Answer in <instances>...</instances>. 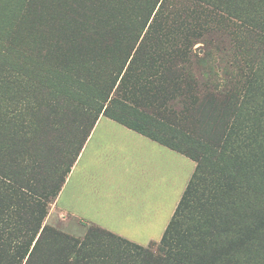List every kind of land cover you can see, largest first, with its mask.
<instances>
[{"label": "trees", "instance_id": "obj_1", "mask_svg": "<svg viewBox=\"0 0 264 264\" xmlns=\"http://www.w3.org/2000/svg\"><path fill=\"white\" fill-rule=\"evenodd\" d=\"M23 1L24 11L29 10L30 14L32 0ZM58 1L56 5L69 2ZM74 1L76 0L72 2ZM104 7L103 15H108L106 11L108 7H115L114 2L111 0ZM238 7L240 12L234 17L240 18L242 24L256 31V43L253 45L260 52L257 69L249 66L253 65V61L248 59L246 52L241 57L232 56V61L225 68L228 73L217 82L213 77L200 82L191 76L188 69L180 67L181 73L189 75L188 82L194 89L204 87L203 82L205 87L212 88L210 100L205 102L203 108L208 120L204 129L200 128L194 135L179 132V142L168 143L161 136L156 137L147 132L149 127L159 123L153 124L152 120L144 118L143 125H132L111 117V120L196 163L192 178L160 243L156 244L155 251L152 249L155 244L146 248L94 225L100 232L99 238L113 244V252L109 253L111 259L100 261L95 256V247L78 244L68 237L62 239L60 235L59 244L54 242L55 247L52 248L49 260L37 257L45 235L51 232L47 225L43 226L48 204L55 202L59 196L101 115H106L117 105L125 106L114 96V89L115 92L119 90L116 84L122 75L124 64L118 67L117 63H110L106 65V69L99 70L96 65L97 57L90 53L83 54L82 49L76 47H71V52L76 53L80 61L70 58L67 63L56 67L49 64L51 51L45 53L37 50L36 61L28 66L25 63V60L30 59L28 53L17 54L20 61L16 72H13L18 78L10 80L8 86L18 90L9 93V97L5 93L6 97L0 96V140H9L14 135L19 141L38 142L42 126L47 123L52 127L49 131L53 136L54 130L60 131L61 125H54L50 119L61 115V108L68 104L67 100L73 108L77 104L74 102L76 100L90 102L92 99L90 105H96V108L91 122L81 127V136L76 132L73 135L75 141L72 144L77 145L76 156L55 192L42 190L41 182L35 178L36 171L42 166L35 164L30 167L25 156L17 154V149L11 148V145H0V264H22L26 256H29L26 264H264V0L241 1ZM47 9L48 5L45 9L38 10L41 16H34L32 30L47 27L49 22L43 20L47 13H54L50 18L60 13L51 26L53 33H56L55 45L52 44L53 41L48 45L57 50L55 58L57 53L65 57V49H69L59 41L64 40L74 45L76 39L84 33L86 35L83 41L89 39L90 32L85 30V20L78 22L80 7L76 6L70 13L62 12V8L46 11ZM100 22L107 24L106 20ZM1 48H4L2 57L7 63V68H2L12 71L10 60L13 51L6 42ZM160 53L161 51L156 55V60H161ZM207 55L211 57L212 51L209 50ZM56 61L60 62L61 58ZM198 64L197 60L195 66ZM85 66L88 73L90 70H99V76L92 78V72L89 73L91 81L80 78L79 72ZM29 72L35 77L32 78ZM25 77L31 78L27 84L21 82ZM56 77L59 78L57 83L54 79ZM160 78L166 81L165 76L161 75ZM203 78L204 75L202 80ZM34 79H39L41 87ZM1 87L3 85L0 86V91ZM39 91L45 92L47 99L40 100L36 96ZM169 97L174 98V94L171 93ZM180 98L185 100L184 96ZM190 99L193 100L194 97ZM60 101L67 103L59 105ZM70 104L67 106L70 107ZM42 105L49 106L46 109L50 111L46 122L40 117ZM155 106L154 104L149 108L151 113L159 111ZM43 137L44 135L40 139ZM10 150L15 156L8 155ZM38 151L42 152L43 149ZM5 234L10 235V239L5 238ZM12 235H15V241L11 239ZM61 243L66 244V247L62 248ZM13 248H16L18 256L11 255V258L16 257V260L6 257Z\"/></svg>", "mask_w": 264, "mask_h": 264}, {"label": "rangeland", "instance_id": "obj_2", "mask_svg": "<svg viewBox=\"0 0 264 264\" xmlns=\"http://www.w3.org/2000/svg\"><path fill=\"white\" fill-rule=\"evenodd\" d=\"M42 1L43 5L41 6ZM57 1L32 0L29 14V10L24 11L23 0H0V79L3 82L0 83V86L3 85L0 96H5V93L9 97V93L18 90L14 87L10 89L11 86H8L10 80H13L14 77L18 78L13 72H16L20 61L18 53H28L30 59L25 60L26 66H28L36 61L37 50H43L45 53L51 51L49 54L52 57L49 59V64L56 67L61 63H67L70 58H76L75 61L79 62L80 59L76 53L71 52V47L81 48L83 54L90 53L93 57H97L96 65L99 70L106 69V65L110 63H117L118 67L124 64L122 75L116 84V88L119 86V90L115 92L114 89V96L125 106L117 105L101 117L108 119L115 117L132 125H143L142 119L144 118L148 121L152 120L153 124L161 125H152L153 127L148 128V133L156 137L161 136L168 143L171 141L177 143L181 138L179 132L194 135L199 132L200 128L206 127L205 122L208 120L205 118L203 108L205 102L210 100L212 92V88L205 87L204 82L202 83L204 87L194 89L188 82L189 75L181 73L180 67L188 69L191 76L200 82L212 77L215 82L225 78V74L228 73L225 72V68L228 67L227 63L232 61V56L241 57L244 52L247 53L248 59L253 61V65L249 66L252 69L258 67L260 52L253 45L256 43V31L250 26L242 24L240 18L234 17L240 12L238 3L241 1L252 2L253 0H112L115 7H108L106 11L108 15H103V9L104 5H107L111 0H76L74 1L76 4L72 2L73 0H69L68 3L60 2L63 6L56 5ZM47 5L49 10L46 11L62 8V12L68 13L76 6L80 7L78 22L85 20V30L90 32L87 41H83L86 35L84 33L76 39L74 45L64 40L59 41L69 48L65 49V57L59 56L57 53L55 58L57 50L48 46L52 41V44L55 45L56 33H53L54 30L51 29V26L53 20L60 16V13H57L53 18L50 17L54 13H47L46 18L43 19L49 22L47 27H42L43 29L38 27L35 31L32 30L34 16L40 18L38 10L45 9ZM102 20H106L107 24L100 22ZM4 42L13 51L10 60L12 71L2 68L7 64L6 59L2 57L4 48L1 47ZM209 50L212 51L211 57L207 55ZM160 51L161 60H156V55ZM101 52L104 53L101 54ZM57 58H61V61L57 62ZM197 60L200 64L195 66ZM27 70L29 71V69ZM99 70L89 71L90 74L93 72L92 78L99 76ZM246 70L249 72V69ZM210 72L213 74L211 75ZM29 73L32 78L35 77L33 73ZM79 73L80 78L92 80L86 71V66ZM161 75L165 76L166 81L161 80ZM60 78L62 79L63 75ZM54 79L55 83L59 82L58 77ZM30 80L31 78L25 77L21 82L27 84ZM38 80L36 79L35 82L39 84ZM65 80L68 78L65 77ZM39 86L41 87L40 84ZM171 93L174 94V98L169 97ZM214 94L216 93L214 92ZM36 96L42 101L47 99L45 92L39 91ZM181 96H184L185 100L182 101ZM191 97L194 99L191 100ZM67 102L70 104L69 100ZM74 102L77 104H74L73 108L71 104L70 107L65 104L61 108L63 109L61 115L50 119L55 123L54 125H61L58 132L53 128L55 132L53 136L49 131L52 127L47 123L42 126L40 138L43 135L44 137L43 139L39 138L38 142L19 141L14 135L10 136L9 140H2V138L0 140V145H11V148L17 149L18 155L25 156L29 163L27 165L30 167L35 164L38 167L42 166L37 171L35 170V178L41 182L42 190L55 192L60 187L76 156L77 145L72 144L75 141L73 135L76 132L81 136L83 132L81 127L91 122L95 116L96 105L91 106L90 102L86 101L77 102L76 100ZM64 103L60 101L59 105ZM154 104L159 108L157 113H151L149 109ZM48 107L42 105L40 117L44 121L50 113L49 109L46 110ZM177 131L178 134H175ZM41 141L43 142L40 143ZM40 148L43 151L37 152ZM11 151L8 155L15 156ZM107 162L111 168H107L109 172H107L108 176H106L105 182L108 183V187H113L117 194V202L119 199L125 201L129 194L141 192L145 185H149L153 181L152 175L131 174L122 158L115 157ZM173 164L178 167L179 174L176 179L172 176L175 183L172 186V195L174 194L173 198L175 199L177 191L178 199H180L186 182L191 177L194 163L178 154V162L176 164L174 159ZM155 181L158 182V188L159 174L156 175ZM163 183L162 188L165 192V188L168 187L165 185V180ZM170 201L171 199L167 204ZM55 202L48 204L46 208L47 215L43 226L47 225L48 231L51 232L45 235L46 238L41 244L37 257L49 260L52 248L55 247L54 242L60 241V235L62 239L68 237L78 244L89 245L90 248L95 247V256L100 261L111 259L109 253L113 252L111 251L113 244L109 240L99 238L98 227L93 223L82 222L74 216L62 214L55 206ZM168 210L169 207L164 205L163 215L165 217H167ZM4 236L10 239V235L5 234ZM11 239L15 241V235H12ZM160 241L138 243L146 248L155 244L152 247L155 251L156 244H159ZM61 247H66V244L61 243ZM15 250L16 248L11 249L10 255H6V257L11 258V255L17 257L18 254L15 253ZM16 257L12 258L16 260ZM28 258L29 256H26L22 264H26Z\"/></svg>", "mask_w": 264, "mask_h": 264}, {"label": "crops", "instance_id": "obj_3", "mask_svg": "<svg viewBox=\"0 0 264 264\" xmlns=\"http://www.w3.org/2000/svg\"><path fill=\"white\" fill-rule=\"evenodd\" d=\"M178 154L194 163L191 179L196 169L193 160L116 121L100 117L68 174L55 206L64 215L98 225L138 245L161 240L190 181L186 182L180 199L177 191L174 199L172 176L178 178L179 169L173 160L177 164ZM115 157L122 158L131 174L154 177L141 192L129 194L125 201L117 202L116 192L105 182L107 168H111L107 161ZM157 174L160 176L158 188ZM163 180L168 187L165 192ZM164 205L170 210L167 217L163 215Z\"/></svg>", "mask_w": 264, "mask_h": 264}]
</instances>
